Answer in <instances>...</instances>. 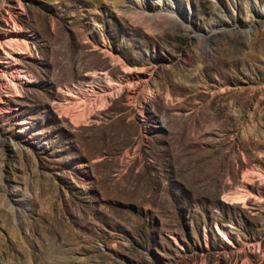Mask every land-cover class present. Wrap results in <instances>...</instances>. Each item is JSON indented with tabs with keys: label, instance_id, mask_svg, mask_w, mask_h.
<instances>
[{
	"label": "rangeland",
	"instance_id": "1",
	"mask_svg": "<svg viewBox=\"0 0 264 264\" xmlns=\"http://www.w3.org/2000/svg\"><path fill=\"white\" fill-rule=\"evenodd\" d=\"M10 1L19 26L0 0V53L20 92L0 99V264H264V201L225 197L264 187V24L243 29L264 0H170L148 21L129 5L166 0ZM221 13L235 26L202 41L193 27ZM68 85L83 106L94 86L112 94L76 124Z\"/></svg>",
	"mask_w": 264,
	"mask_h": 264
},
{
	"label": "bare ground",
	"instance_id": "2",
	"mask_svg": "<svg viewBox=\"0 0 264 264\" xmlns=\"http://www.w3.org/2000/svg\"><path fill=\"white\" fill-rule=\"evenodd\" d=\"M177 3H178V1H177ZM5 4L10 6V8H9L10 10L8 12L11 14L10 18L14 22L15 27L19 26L17 21H16V17L14 15V14H16L15 10H14V5L11 3L10 0H5ZM129 6H130L129 9L131 8V9L135 10V12L131 15L133 21H139L140 19H141L140 21L145 20V19L148 21V20L154 19L152 17L158 15L159 13H164L165 11H170L171 13H174L175 8H176V6L173 5L172 1L170 2V0H166L165 7L162 8V12L159 10H153V9H149V8H147V9L139 8L138 4H136V3H132ZM261 6L264 9V5L262 4ZM163 9H165V10H163ZM255 11L257 13L254 15H253V13L251 15H249V21L246 22V24L243 26V29L245 30V32L247 31V33H249V34H250V31H248V30H250L249 28L254 29V28L258 27L260 24H264V12L261 10H257V9H255ZM174 16H175V19H177L178 16H180V15L177 14ZM224 16H225L224 13L219 14V17L214 16V21H216V23H214V25L212 27L208 28L209 30L207 29L205 31H202V30H200L199 27L195 26V27H193V31L197 32L198 34L201 33L200 35H203L202 41L206 42L209 40L210 37L213 36L215 31H217L216 30L217 28H219V27L231 28V27L235 26V24H232V23L230 24L229 21L223 19ZM10 57H11V53L8 50L5 51V54L0 53V99L4 102H6V100L4 99V96H6L8 93L12 92V93L19 94V92H20V87H19L18 82H16L13 78V76L15 75V72L19 71V68L16 65H14V63L10 59ZM108 80H109V85L111 88L121 89V87L124 84L122 81L115 79V78H112V77H109ZM116 85H118V86H116ZM64 90H65L67 96L70 97L69 98L70 105H65L62 103V105H63L62 107L64 108V111L66 113H68V115L70 114L71 119L76 124H80L81 122H83L82 124L89 122L88 120L91 118V117L89 118V114L93 110H97L96 108H99V107L106 108V106L109 102L107 94L108 95L112 94V89L109 91H107L106 89L99 91L94 86L91 91L93 93L97 94V98H95V100L92 99L93 101L89 102L90 103L89 105L87 104L86 106H83L82 103L84 101H87L86 100L87 98L84 95H82V93H80L78 91L76 86L68 85L67 88ZM150 93L153 94V91L151 90ZM228 93H230V89L222 88L221 92L219 93V97L224 100L227 98ZM109 97H110V95H109ZM224 110H225V107L221 106L217 110L215 115L218 116L220 114H223ZM24 122L25 121L20 120L17 123L22 125V124H24ZM253 172H254V174H255V172H257V175L264 180V172L263 171H254L253 170ZM249 175H250L249 173L245 174L244 180L249 181L250 177H251ZM250 181H252V180H250ZM250 181L248 183H250ZM252 184H254V183H252ZM243 186L246 189V192L230 191V192L225 194V197L227 199L232 200V201L240 200L241 202H243L245 204H247V200L250 196H255L260 202L264 201V187H258L257 188L258 193H254L255 191L254 192L250 191L251 189L249 190L247 185H243ZM17 202H20V201H17ZM17 206H18V204H15V202L10 203V208H12L13 211L14 210L17 211L18 216H20L22 214L24 216L26 214L25 209L24 208L18 209ZM217 229H218L219 233L222 234L225 239H227L229 241L232 240L229 232L226 229L222 228L219 225L217 226Z\"/></svg>",
	"mask_w": 264,
	"mask_h": 264
}]
</instances>
